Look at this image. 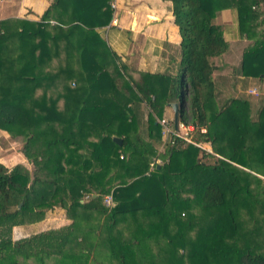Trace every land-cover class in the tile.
<instances>
[{
  "label": "trees",
  "instance_id": "1",
  "mask_svg": "<svg viewBox=\"0 0 264 264\" xmlns=\"http://www.w3.org/2000/svg\"><path fill=\"white\" fill-rule=\"evenodd\" d=\"M112 1L0 19V129L33 164L0 160V264H264V104L256 119L245 98L219 105L212 77L229 49L217 13L230 7L250 40L241 71L264 76V0H170L176 74L133 70L112 50L99 32ZM173 103L195 142L173 135L158 154ZM56 207L69 222L14 238Z\"/></svg>",
  "mask_w": 264,
  "mask_h": 264
},
{
  "label": "crops",
  "instance_id": "2",
  "mask_svg": "<svg viewBox=\"0 0 264 264\" xmlns=\"http://www.w3.org/2000/svg\"><path fill=\"white\" fill-rule=\"evenodd\" d=\"M50 2L0 0V19L22 17L39 20ZM112 3L114 18L99 32L121 60L133 70L169 71L176 74L181 58V35L174 22L171 1L113 0ZM258 8L264 10V2L259 3ZM216 20H221L224 25V36L229 48L234 49L236 54L240 49L242 54L250 40L240 33L237 8L222 9L217 13Z\"/></svg>",
  "mask_w": 264,
  "mask_h": 264
},
{
  "label": "rangeland",
  "instance_id": "3",
  "mask_svg": "<svg viewBox=\"0 0 264 264\" xmlns=\"http://www.w3.org/2000/svg\"><path fill=\"white\" fill-rule=\"evenodd\" d=\"M230 19L231 17L229 20ZM217 22L222 27L224 33L223 23L221 20ZM229 50L228 52L224 53L226 54L225 56L215 58L218 68L214 70L212 77L216 84V100L219 105H222L226 99L245 98L250 101L252 116L256 119L258 118L259 111L264 104V76L262 78L245 76L241 71L242 54L240 49L239 52L236 51L237 54L235 53L234 49L229 48ZM172 74H174V72ZM141 107L140 130L144 132V136L146 137L147 133L145 125L148 116V110L144 104ZM174 115L175 114L172 105H168L162 120H160L162 123L161 139L152 140L158 154H164L171 144L173 135H179L180 137H183L184 140L186 139V141H194L192 134L194 132H191L192 130H190V128L193 127L185 126L183 123L179 122L178 127L176 128L174 124ZM182 145L183 147L186 146L185 143ZM199 145L207 151L214 153L210 143L204 142L199 143ZM22 146L23 143L13 141V138L8 133V131L0 129V160L4 161L9 167L19 162L25 163L30 168L33 167V164L24 155ZM216 158H219V156L214 155V157H204L202 159L213 162L216 160ZM156 163H163V158L159 155L155 156L153 158L151 168ZM85 196L86 197L82 198L81 201L87 202L89 200L87 195ZM66 222H69V220L66 217L65 210L60 207H56L55 209L48 211L45 219L39 222L15 227L13 229V236L14 238L26 236L30 233L37 232L45 228L63 225Z\"/></svg>",
  "mask_w": 264,
  "mask_h": 264
},
{
  "label": "water",
  "instance_id": "4",
  "mask_svg": "<svg viewBox=\"0 0 264 264\" xmlns=\"http://www.w3.org/2000/svg\"><path fill=\"white\" fill-rule=\"evenodd\" d=\"M172 107H173L174 114H175L174 115V124H175V127L177 128L178 127V124L180 122L178 103H173L172 104ZM115 140L118 141L119 143H122V139L121 138L115 137Z\"/></svg>",
  "mask_w": 264,
  "mask_h": 264
},
{
  "label": "built area",
  "instance_id": "5",
  "mask_svg": "<svg viewBox=\"0 0 264 264\" xmlns=\"http://www.w3.org/2000/svg\"><path fill=\"white\" fill-rule=\"evenodd\" d=\"M112 5L114 6V4L112 3ZM189 127H193V126H189ZM193 128H191L190 130H193ZM204 130V129H203ZM104 202L106 205L108 206H113L115 204L114 202V199H113V196L110 194V195H106L105 198H104Z\"/></svg>",
  "mask_w": 264,
  "mask_h": 264
},
{
  "label": "bare ground",
  "instance_id": "6",
  "mask_svg": "<svg viewBox=\"0 0 264 264\" xmlns=\"http://www.w3.org/2000/svg\"><path fill=\"white\" fill-rule=\"evenodd\" d=\"M191 129V128H190Z\"/></svg>",
  "mask_w": 264,
  "mask_h": 264
}]
</instances>
